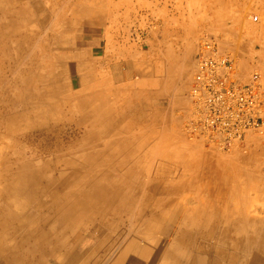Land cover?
I'll return each mask as SVG.
<instances>
[{
    "label": "rangeland",
    "instance_id": "obj_1",
    "mask_svg": "<svg viewBox=\"0 0 264 264\" xmlns=\"http://www.w3.org/2000/svg\"><path fill=\"white\" fill-rule=\"evenodd\" d=\"M210 36L244 80L254 71L264 77V0H0V242L9 249L0 250V264H146L148 257L151 264H189L190 256L196 264H242L252 250L264 252V244L238 240L254 232L242 214L258 215L264 225V133L251 132L245 147L226 152L187 128L195 110L194 55ZM78 54L85 55L84 69L96 65L99 81L85 106L55 86L72 82V90L80 89ZM111 106L118 126L112 133L128 141L80 165L87 142L105 147ZM84 114L97 121L90 139H83L84 124H74ZM112 161L127 164L102 166ZM131 163L137 173L124 175ZM20 168L53 185L105 168L109 181L122 186L123 207L72 209L55 222L57 209L33 206L48 196L25 190L13 199L26 209H12L1 179ZM148 177L157 186L148 192L155 208L138 209ZM132 180L135 186L126 187ZM129 199L132 209H125ZM224 208L235 210L229 221Z\"/></svg>",
    "mask_w": 264,
    "mask_h": 264
},
{
    "label": "bare ground",
    "instance_id": "obj_2",
    "mask_svg": "<svg viewBox=\"0 0 264 264\" xmlns=\"http://www.w3.org/2000/svg\"><path fill=\"white\" fill-rule=\"evenodd\" d=\"M35 3H33V6H35V8L39 7L38 3L37 2H35ZM38 9L41 10V8H36L35 11H38ZM23 10H24V8H23ZM12 14H13V12H11V13L9 12V13L6 14V16L9 17ZM21 18H23V17H21ZM9 26H10V24L8 23V28H10ZM75 56H76V62H78V65H79L77 67V69H75V70L78 72L81 68H83V72L80 73V76H79V79H78V85L80 86V89L79 90H75V91L72 90L70 88V87H74L72 82L70 84V87H68V85H66L67 88L63 84H58L59 82H56L55 86L57 87L58 90H61L63 92L65 91L67 99L76 100V102H81V103H83V102L88 103V102L94 100L93 98H95V96H94L95 90L93 89V87H94L93 86V82H95V81L99 82L98 79H97L96 73H95L97 68H96V65L91 63V61H90V62H87V64H85V69H86V71H85L84 67H81L80 63H79V62L83 61V59H85L84 58L85 55L84 54H78V55H75ZM94 63H95V61H94ZM142 84L145 85L144 83H142ZM189 92H190V90H189ZM69 100H67V101L69 102ZM85 103H83V106H85ZM194 107L195 106H193V108ZM105 112H107L108 115H109L108 119H104V121H103V126L104 127H103V130H102L108 137V139L106 141V145H105L104 148H99V143H97L96 141H95V143L87 142V144L85 142L84 144H86L87 146L89 145L88 146L89 151L86 153V156L84 155L86 157L85 158L86 161H83L82 163H79L80 165H82V164L85 165L88 162V160L92 161V163H93L94 160H96L98 158H101V157H104L106 155L105 152L109 149V147L117 146V144H113V143H116V142H119V141H122V142L128 141L127 139H124V138L120 137V133H121L120 131H116V132L112 133V131H113L112 129L115 126H116V128L118 127L115 118L112 117V113H113L112 106L110 108H108ZM91 116H92L91 114L80 115V117L76 121H74V124L76 126H80L81 124L85 125V127H86V132H85L86 133V137L83 138V139H86L89 136H93V137L95 136L94 129H95L96 125H97V121H96V119H92ZM104 118H105V114H104ZM90 138L91 137H89V139ZM109 157H112V155H110ZM75 164H77V163H75ZM97 164L100 165L102 163L98 162ZM126 164H127V162L115 163L114 161H112L111 164H103L102 166H104V165H106V166H108V165L119 166V165H126ZM135 166H136L135 163H131L129 168L123 171V174L124 175H130V174L137 173L136 170H135ZM103 170H105V168L102 169V170H99L97 176H89L87 178H80V179H78L77 181H75L73 183H70L69 179H68V176H66V179L62 178V179L59 180L58 184L53 185L55 182H52L51 179L46 184H44L40 180H37V178L35 179L33 175L24 173L23 172L24 170L23 169L21 170V168H20L16 174L5 176V177H3L1 179V182L2 181L4 182V185L2 187V193L5 195V199H9L11 201V204H13V208L12 209H26L25 205H23L22 207L16 206L15 199H13L14 198V194L22 193L25 190L31 191V196L35 195V198L40 197L42 195L48 196L47 200H37V201H35L33 206L35 207V209H57L62 214L55 218V222L62 221L63 220V216H66L65 214L70 212L72 209H84V208L85 209H121V207H123V202H122V195L123 194H122V190H121L122 186L120 185L119 181H117V180H115L113 182H110L109 178H108V174H105V173H108L110 170L108 172H105V173H103L104 172ZM99 175H102L103 178H101ZM249 177H250V174H249ZM158 180H156V181L158 182ZM134 181L135 180H132V184L131 185H127L126 187L135 186V184L133 183ZM151 181L152 180L150 179V177H148L146 180H142V185H141L142 189L140 191H138V192H140V195H141V198H140L141 202L139 201L140 208H138V209H148V208L149 209H154L155 208V207L152 206V203L150 204V201H149L150 197H149L148 192H149V190H155L157 188V186L156 185H154V186L150 185ZM233 181H234V179H233ZM214 183H213V185H214ZM235 186H236V184H235ZM208 189L211 190L210 187H208ZM159 191H161V190H159ZM226 192H227V190H226ZM228 192H230V191H228ZM145 193H146V195H145ZM195 193H196V191H195ZM197 193H198V190H197ZM224 193H223V196L225 197ZM176 194H178V193H176ZM199 194H197V197H198ZM25 196L28 197L29 195H25ZM130 196L132 198H134L137 195L132 194ZM244 197L245 196H243V198ZM243 198H242V200H243ZM132 204H133V200H130V199H129V201L127 200L125 202V205H124L125 209H132ZM244 204H246V203H244ZM220 206H222V205H220ZM258 206H260V208H261L262 205H258ZM243 207H244V205H243ZM245 207H244V209H245ZM258 209H259V207H258ZM241 210H242V208H241ZM160 212H161V209H160ZM241 212H244V211H241ZM241 212H240V214H241ZM191 213H193V212H191ZM223 213H225L226 218L229 221L231 219V217H232V214L235 213V210H230V209H225L224 208L223 209ZM248 214L249 213L242 214L243 215L242 219L243 220L246 219V221L248 223H251L253 225L250 229L254 230V232L253 233H246V234L243 233V235H241L238 238V240L243 242V243H247L248 245L249 244L254 245L256 243L264 244V233H260V231H264V225L261 223L260 219L257 217L258 215L257 216L255 215L256 216L255 217V216H251V215H248ZM238 215H239V213H238ZM194 216H196V215H194ZM15 217H14V221L15 222L21 220V215H20L19 212L16 213ZM224 221H225V219H224ZM49 222H50V220L47 219L44 222L45 226ZM207 223H208V221H207ZM0 224L2 225L3 221L0 220ZM242 224H244V223H242ZM214 226L212 225V228ZM24 227H25V225H21L20 224V228L26 231V229ZM250 229H249V231H250ZM28 230L29 231L32 230L31 224H30V228H28ZM244 232H246V230ZM7 235H8V233H7ZM27 235H29V233L26 232V233L22 234L21 236H19V238L22 239L23 237H26ZM44 237H45V235H44ZM1 239H6V236L4 234V230L1 231ZM3 242H5V241H1L0 242V250H1V252L2 253L3 252H9L8 248H4L6 242L4 244H3ZM1 243H2V245H1ZM250 255H251L250 258H249L250 261L248 263H244L245 260H243L242 264H261L262 261L264 262V252H262V250H260V251L259 250H252ZM19 258L20 257L18 255H13V261L14 262H16V263L24 262V261H22ZM167 260H166V262H167ZM17 261H19V262H17Z\"/></svg>",
    "mask_w": 264,
    "mask_h": 264
},
{
    "label": "built area",
    "instance_id": "obj_3",
    "mask_svg": "<svg viewBox=\"0 0 264 264\" xmlns=\"http://www.w3.org/2000/svg\"><path fill=\"white\" fill-rule=\"evenodd\" d=\"M190 96L195 106L187 128L192 136L230 152L245 147L249 133H264V77L247 79L212 36L197 45Z\"/></svg>",
    "mask_w": 264,
    "mask_h": 264
},
{
    "label": "crops",
    "instance_id": "obj_4",
    "mask_svg": "<svg viewBox=\"0 0 264 264\" xmlns=\"http://www.w3.org/2000/svg\"><path fill=\"white\" fill-rule=\"evenodd\" d=\"M150 257H151V256H150ZM152 261H153V259H150V260H149V257H148V259L145 260L144 262H146V264H151ZM188 261L190 262L189 264H196V263H195V262H196V259H195L193 256H190L189 259H188ZM169 264H170V263H169Z\"/></svg>",
    "mask_w": 264,
    "mask_h": 264
}]
</instances>
